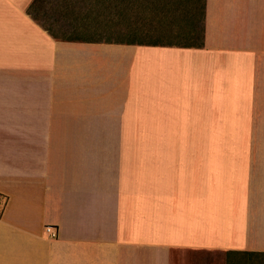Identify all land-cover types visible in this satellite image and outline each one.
<instances>
[{
  "label": "crops",
  "instance_id": "0c3cea01",
  "mask_svg": "<svg viewBox=\"0 0 264 264\" xmlns=\"http://www.w3.org/2000/svg\"><path fill=\"white\" fill-rule=\"evenodd\" d=\"M35 1L0 0V264H264V155L211 142L264 135V0H203L199 44L56 37Z\"/></svg>",
  "mask_w": 264,
  "mask_h": 264
},
{
  "label": "rangeland",
  "instance_id": "374dc122",
  "mask_svg": "<svg viewBox=\"0 0 264 264\" xmlns=\"http://www.w3.org/2000/svg\"><path fill=\"white\" fill-rule=\"evenodd\" d=\"M202 5L203 0H36L28 11L60 38L199 44ZM248 139L264 155V135L211 136V142ZM257 170L254 187L264 194V157Z\"/></svg>",
  "mask_w": 264,
  "mask_h": 264
},
{
  "label": "built area",
  "instance_id": "2783aa9c",
  "mask_svg": "<svg viewBox=\"0 0 264 264\" xmlns=\"http://www.w3.org/2000/svg\"><path fill=\"white\" fill-rule=\"evenodd\" d=\"M44 231L48 238L54 239L58 236V230L55 225H50V224L45 225Z\"/></svg>",
  "mask_w": 264,
  "mask_h": 264
}]
</instances>
